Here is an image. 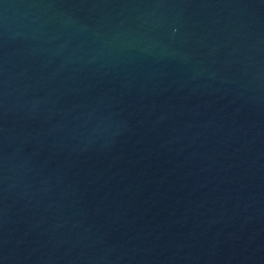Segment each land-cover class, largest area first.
<instances>
[{"label":"water","instance_id":"water-1","mask_svg":"<svg viewBox=\"0 0 264 264\" xmlns=\"http://www.w3.org/2000/svg\"><path fill=\"white\" fill-rule=\"evenodd\" d=\"M0 264H264V0H0Z\"/></svg>","mask_w":264,"mask_h":264}]
</instances>
